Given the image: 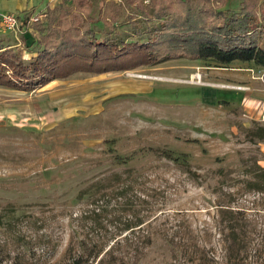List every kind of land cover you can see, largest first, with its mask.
I'll return each mask as SVG.
<instances>
[{
    "label": "rangeland",
    "instance_id": "obj_1",
    "mask_svg": "<svg viewBox=\"0 0 264 264\" xmlns=\"http://www.w3.org/2000/svg\"><path fill=\"white\" fill-rule=\"evenodd\" d=\"M240 1L213 4L235 12ZM34 16L28 30L0 27L1 46L24 61L35 56L45 24L43 14ZM125 25L118 27L123 38ZM263 129L264 68L252 62L177 59L75 73L30 92L0 86V213L13 208L18 218L0 237L7 250L26 249L25 264H57L69 240L87 233L88 223L72 218L77 192L119 173L151 190L149 218L157 215L155 243L139 264H198L202 252L209 264H224L227 211L247 261L264 264V193L251 186L254 170L264 169ZM113 201L100 241L120 233Z\"/></svg>",
    "mask_w": 264,
    "mask_h": 264
},
{
    "label": "trees",
    "instance_id": "obj_2",
    "mask_svg": "<svg viewBox=\"0 0 264 264\" xmlns=\"http://www.w3.org/2000/svg\"><path fill=\"white\" fill-rule=\"evenodd\" d=\"M213 1L61 0L59 7L43 14L45 24L37 31L40 39L34 57L24 61L19 51L0 44V86L30 92L75 73L123 72L177 59L211 60L220 65L252 62L264 68V0H241L235 12L221 11ZM65 2L73 7H63ZM27 20L21 17L20 29L34 24ZM123 24L124 38L118 32ZM158 154L171 158L166 152ZM135 179L115 173L110 183L99 180L77 192L80 208L72 218L82 226L88 223L87 233L84 239L69 240L57 264H139L145 258L156 240L157 215L149 218L151 190L135 188ZM252 180V188L264 193V169L254 170ZM111 199L113 207L120 208L114 218L120 233L100 241L99 237L106 236L105 214ZM223 213L227 217L220 220L221 259L224 264H250L234 214ZM17 222L13 208L0 213L2 233ZM6 245L2 235L0 264H25L26 249L15 253ZM261 252L254 251L257 259ZM196 260L198 264L210 262L203 252Z\"/></svg>",
    "mask_w": 264,
    "mask_h": 264
},
{
    "label": "crops",
    "instance_id": "obj_3",
    "mask_svg": "<svg viewBox=\"0 0 264 264\" xmlns=\"http://www.w3.org/2000/svg\"><path fill=\"white\" fill-rule=\"evenodd\" d=\"M118 2V0H112ZM61 0H0V7L2 9L1 14H22L26 11H30L28 15L30 17L34 12L37 15L44 14L47 9H52ZM8 12V13H7ZM0 14V15H1ZM34 14V15H36ZM33 15V16H34ZM21 16V15H20Z\"/></svg>",
    "mask_w": 264,
    "mask_h": 264
},
{
    "label": "built area",
    "instance_id": "obj_4",
    "mask_svg": "<svg viewBox=\"0 0 264 264\" xmlns=\"http://www.w3.org/2000/svg\"><path fill=\"white\" fill-rule=\"evenodd\" d=\"M39 18L35 16L28 17L27 24L37 22ZM0 27L6 31L20 30L23 27L21 17L13 14L0 15Z\"/></svg>",
    "mask_w": 264,
    "mask_h": 264
},
{
    "label": "bare ground",
    "instance_id": "obj_5",
    "mask_svg": "<svg viewBox=\"0 0 264 264\" xmlns=\"http://www.w3.org/2000/svg\"><path fill=\"white\" fill-rule=\"evenodd\" d=\"M197 77H195L194 75L191 77V80L195 79L196 80Z\"/></svg>",
    "mask_w": 264,
    "mask_h": 264
}]
</instances>
